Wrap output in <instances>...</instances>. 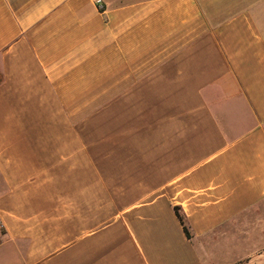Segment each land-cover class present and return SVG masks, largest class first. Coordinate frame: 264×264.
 <instances>
[{
  "label": "crops",
  "instance_id": "1",
  "mask_svg": "<svg viewBox=\"0 0 264 264\" xmlns=\"http://www.w3.org/2000/svg\"><path fill=\"white\" fill-rule=\"evenodd\" d=\"M0 264H264V0H0Z\"/></svg>",
  "mask_w": 264,
  "mask_h": 264
},
{
  "label": "rangeland",
  "instance_id": "2",
  "mask_svg": "<svg viewBox=\"0 0 264 264\" xmlns=\"http://www.w3.org/2000/svg\"><path fill=\"white\" fill-rule=\"evenodd\" d=\"M254 240H255V237H254ZM249 242H250V241H249ZM249 242H245V243H242V244H237L236 247L233 249V253H232V256H231V257H235V256L240 255L241 253H242V254L245 253L244 250H247V249H248L247 245H249V244H248ZM250 243L253 245L252 242H250ZM199 248H200V247H199ZM228 248H229V246L226 245V246L223 248V251L226 250V252L228 253ZM251 248H252V247H250L249 250H251ZM243 251H244V252H243Z\"/></svg>",
  "mask_w": 264,
  "mask_h": 264
},
{
  "label": "trees",
  "instance_id": "3",
  "mask_svg": "<svg viewBox=\"0 0 264 264\" xmlns=\"http://www.w3.org/2000/svg\"><path fill=\"white\" fill-rule=\"evenodd\" d=\"M173 210L175 212V215H176L177 219L179 220L180 224L182 225V228H183L186 236L190 238L191 237L190 232L188 230V227L186 225V222H185V219H184L183 215L179 211V207L174 206Z\"/></svg>",
  "mask_w": 264,
  "mask_h": 264
},
{
  "label": "built area",
  "instance_id": "4",
  "mask_svg": "<svg viewBox=\"0 0 264 264\" xmlns=\"http://www.w3.org/2000/svg\"><path fill=\"white\" fill-rule=\"evenodd\" d=\"M98 2H100V0H98ZM100 8H101V6H100Z\"/></svg>",
  "mask_w": 264,
  "mask_h": 264
}]
</instances>
